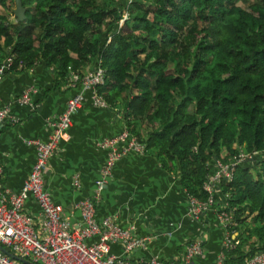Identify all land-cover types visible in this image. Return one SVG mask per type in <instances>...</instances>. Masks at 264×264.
<instances>
[{
	"label": "trees",
	"instance_id": "obj_1",
	"mask_svg": "<svg viewBox=\"0 0 264 264\" xmlns=\"http://www.w3.org/2000/svg\"><path fill=\"white\" fill-rule=\"evenodd\" d=\"M21 1L26 19L15 22L14 1L0 0V63L43 62L66 80L95 61L105 71L98 93L201 201L213 159L250 155L220 188L229 231L244 226L260 247L244 254L237 237L225 263L264 250V0Z\"/></svg>",
	"mask_w": 264,
	"mask_h": 264
},
{
	"label": "crops",
	"instance_id": "obj_2",
	"mask_svg": "<svg viewBox=\"0 0 264 264\" xmlns=\"http://www.w3.org/2000/svg\"><path fill=\"white\" fill-rule=\"evenodd\" d=\"M10 16L11 21L15 18ZM126 17V15H125ZM95 61L83 68V72L95 68ZM27 88H33V109L17 102V97ZM75 89L56 76L54 66L38 62L32 67L4 71L0 77V106L7 105L9 117L0 125V196L3 187L18 193L35 161V148L27 139L48 138V121L60 114L66 100ZM125 127L121 108L95 105L89 94L72 123L61 138L57 149L49 157L44 173V187L54 203L60 205L68 216L71 227H80L81 216L76 207L78 200L91 197L94 182L105 160V151L98 143L120 133ZM143 132V130L141 129ZM225 152L221 154L224 157ZM213 169V162L209 164ZM77 178L79 186L73 181ZM226 194L219 187L215 197L199 220L187 216L188 197L178 176L166 170L153 153H128L118 159L111 177L103 187L95 203L96 218L108 217L122 229H128L133 237H147L143 246L125 252L120 241L109 243V251L125 255L131 261L158 257L164 262L179 259L185 245L201 239L203 252L192 258V264H216L225 234L228 232L218 218L225 209ZM23 211L34 219L35 229L40 232L41 209L37 201L28 196ZM251 218H247L250 223ZM244 226L233 231L231 238L243 240L241 251L247 254L260 245L255 236L241 234ZM94 234L87 242H96ZM5 248V247H4ZM8 250V249H7ZM232 257H239L236 253Z\"/></svg>",
	"mask_w": 264,
	"mask_h": 264
},
{
	"label": "built area",
	"instance_id": "obj_3",
	"mask_svg": "<svg viewBox=\"0 0 264 264\" xmlns=\"http://www.w3.org/2000/svg\"><path fill=\"white\" fill-rule=\"evenodd\" d=\"M130 2L131 0H127ZM126 18V17H125ZM13 64V57H7L0 63V77L4 71H9ZM19 63L18 69H21ZM104 69L100 66L82 74L71 71L66 78V84L75 89L65 103L63 111L48 121L50 132L48 138L27 139L26 143L35 148V161L25 178L18 193L11 192L3 187L0 196V245L13 254L25 258L31 264H192V258L203 252L201 239L186 243L183 255L179 259L163 262L158 257L149 260L131 261L125 255H115L109 251V243L120 241L125 252L136 246H143L147 237H133L128 229H122L108 217L101 221V227L96 218L95 203L99 199L103 187L111 177L113 167L118 159L128 153H145V146L126 126L123 130L111 137L102 139L98 145L105 151V160L100 169L98 178L94 182L91 197L78 200L76 207L80 212V227H71L68 216L63 214L60 205L53 202L50 193L44 187L43 176L47 169L49 157L72 123V116L81 107L85 94H89L92 102L100 107L109 105L98 93V87L104 83ZM33 88L25 89L18 97L17 102L33 109L35 104L31 99ZM7 105L0 106V125L9 117ZM250 155L238 154L224 162L220 158L213 159V169L207 175L203 189L207 194L206 201L196 197H188L187 216L199 220L201 212L206 210L215 197L222 179L230 180L233 168ZM0 165V174H2ZM79 186L78 179L73 181ZM32 196L41 209L40 232L35 229L34 219L23 211L24 200ZM218 218L228 232L225 234L222 249L217 255L216 264L225 263V250L236 247L237 237L231 238L229 227L236 226L233 222L232 211L228 209L225 200V209L219 211ZM94 234H99L96 242H87ZM0 264H25L0 250ZM231 264H264V250L247 256L240 263Z\"/></svg>",
	"mask_w": 264,
	"mask_h": 264
},
{
	"label": "water",
	"instance_id": "obj_4",
	"mask_svg": "<svg viewBox=\"0 0 264 264\" xmlns=\"http://www.w3.org/2000/svg\"><path fill=\"white\" fill-rule=\"evenodd\" d=\"M13 1H14V7L12 8V11H13V15L15 17V22L24 21L26 19V11H25V7L22 5V1L21 0H13ZM0 250L3 253L9 255L10 257H12L16 260H19L25 264H31L25 258H22V257H19V256L13 254L12 252H10L6 248H4L2 245H0Z\"/></svg>",
	"mask_w": 264,
	"mask_h": 264
},
{
	"label": "rangeland",
	"instance_id": "obj_5",
	"mask_svg": "<svg viewBox=\"0 0 264 264\" xmlns=\"http://www.w3.org/2000/svg\"><path fill=\"white\" fill-rule=\"evenodd\" d=\"M14 7V6H13ZM14 17H12V19H13Z\"/></svg>",
	"mask_w": 264,
	"mask_h": 264
}]
</instances>
